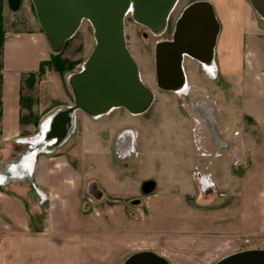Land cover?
<instances>
[{
	"label": "crops",
	"instance_id": "obj_1",
	"mask_svg": "<svg viewBox=\"0 0 264 264\" xmlns=\"http://www.w3.org/2000/svg\"><path fill=\"white\" fill-rule=\"evenodd\" d=\"M207 1L220 25L218 78L206 85L198 70L190 79L185 55V87L195 95L178 93L204 124L192 127L190 164L208 172L213 190L205 192L196 171L185 186L162 130L126 116L105 126L104 114L76 110L68 136L48 143L56 137L50 130L46 139L44 124L74 103L70 78L81 68L57 77V52L32 0L17 10L0 0V264H123L139 251L213 264L264 248V18L250 0L222 10ZM109 154L128 170L112 168Z\"/></svg>",
	"mask_w": 264,
	"mask_h": 264
},
{
	"label": "water",
	"instance_id": "obj_2",
	"mask_svg": "<svg viewBox=\"0 0 264 264\" xmlns=\"http://www.w3.org/2000/svg\"><path fill=\"white\" fill-rule=\"evenodd\" d=\"M179 0H32L39 24L51 48L63 49L66 41L88 20L93 28L95 45L81 69L72 74L70 86L74 103L58 111L52 121L51 137L65 139L76 110L99 116L123 107L132 114L146 111L155 98L145 84L126 38L125 20L133 19L154 35L165 32L168 20ZM264 18V0H250ZM21 0H9L17 10ZM220 25L212 4L195 0L185 6L175 22L171 38L156 43L157 85L174 90L185 83L184 56L201 63L214 58ZM198 181L205 192L212 191L206 174ZM147 182L144 191L151 190ZM123 264H170L154 251L131 254ZM213 264H264V248H250L228 254Z\"/></svg>",
	"mask_w": 264,
	"mask_h": 264
},
{
	"label": "rangeland",
	"instance_id": "obj_3",
	"mask_svg": "<svg viewBox=\"0 0 264 264\" xmlns=\"http://www.w3.org/2000/svg\"><path fill=\"white\" fill-rule=\"evenodd\" d=\"M191 1L192 0L178 1L175 9L173 10L170 16L167 29L163 34L160 35H148V37H146L144 35V32H147V29L142 27L138 22H136L133 19L131 13L130 14L128 13L126 15L125 30H126L128 47L139 66V70L143 81L145 82L146 85H148L154 90V93L156 95V100L154 104L152 103V105L146 111H144L146 112L144 116H137V117L135 116L134 118V116L131 115V113L127 111L125 108L118 107L109 114L108 113L104 114V116L101 118V121H103L101 123L104 124L105 126H110V125L112 126V124L116 123V121L119 122L121 117L126 116L128 120H131L132 125L133 123H137V125L139 126H144L150 129L151 132L155 130L158 131L162 130L163 131L162 141L163 143L165 142V144L166 143L168 144V150L171 153L172 158H174V160L175 159L177 160V166L179 167L178 170L181 172L180 174H183L181 179L187 182L185 186L188 188H191L193 184L190 172L193 171L194 173L196 171L194 176L198 184H200V182L198 181V173L208 175L207 171H204L202 169L197 170V168L194 169L193 165L190 164L191 162H193L191 161V158H193L192 154L194 153V151H192L193 143L190 140L192 138V132H193L192 127L194 126V128L196 129L199 127L202 128L204 127V124L202 123V120H198V121L196 120L195 116L191 114L190 109L185 105L184 101L178 98V93L166 91L160 89L157 86L156 77H155L156 60L154 58L155 55L154 51H155V44L157 41L161 39L171 38L177 18L179 17L185 6ZM235 1H239V0H219L218 10L219 8L220 10L224 9L225 7L229 6L231 2H235ZM215 10H216V14H218L217 9ZM240 11L243 15L244 12L246 13L245 8H241ZM220 38H222V35L220 36ZM69 39L68 42L65 43L63 49L57 52V54H55L57 55L55 66L57 65L58 67V70L56 72H57V77L59 78H61V75H63L65 71L68 72L76 71L79 68H81L82 59L87 58L91 50L93 49L95 45V38L93 35V28L90 22L88 20H84L82 23V28H80V30L77 32L75 37L71 40ZM219 47L220 46L218 45L217 53H216L218 61H219L218 54L220 49ZM80 63L81 65L79 66ZM184 66L190 79H193L200 71L201 74H203V77L207 81L206 85L208 82L218 78L217 72L215 74L210 73L208 70H206L203 67L201 63H198L196 60L188 56L184 60ZM184 89L187 88L185 87ZM192 95H195V93H192V91L188 90L186 93L182 95V97L185 96V98L189 100L190 97H192ZM238 112L239 111L236 112V115L238 114ZM232 126H237L236 121L234 122L233 120H230L229 129ZM174 138H175V142H174ZM200 139H201V150L203 153V154L201 153V155L202 157L205 156L207 158L206 160H208L209 155L206 149L207 144H204L205 137L201 136ZM109 156H110L109 164L112 168L118 170L119 172L121 171V169H123L124 171L128 170V167L124 166V163L123 165L119 163L120 161H118V158L115 155L109 154ZM180 167L182 170L180 169ZM238 167L239 169H241L240 166ZM144 168L143 166L139 167L137 169L138 171H136V174L142 175L141 173L145 171ZM154 175L155 177L159 178L158 172H156V174ZM129 176H131V173H129ZM202 194L204 193L202 192Z\"/></svg>",
	"mask_w": 264,
	"mask_h": 264
},
{
	"label": "bare ground",
	"instance_id": "obj_4",
	"mask_svg": "<svg viewBox=\"0 0 264 264\" xmlns=\"http://www.w3.org/2000/svg\"><path fill=\"white\" fill-rule=\"evenodd\" d=\"M131 13V11L129 12V14ZM213 61L214 60H210V61H208V62H205V64L206 65H211L212 63H213ZM183 86H179V87H177L176 89H174V91L176 92V93H181V92H183V88H182ZM115 109V108H114ZM73 118H74V116H73ZM52 121L53 120H48L45 124H44V134L46 135V139L48 138L47 137V135H48V132L50 131V130H52V126H51V124H52ZM72 125V124H71ZM70 129H71V127H70ZM56 138H53V140H47V141H49L48 143H52V141H54ZM47 143V142H46Z\"/></svg>",
	"mask_w": 264,
	"mask_h": 264
},
{
	"label": "flooded vegetation",
	"instance_id": "obj_5",
	"mask_svg": "<svg viewBox=\"0 0 264 264\" xmlns=\"http://www.w3.org/2000/svg\"><path fill=\"white\" fill-rule=\"evenodd\" d=\"M170 19V18H169ZM140 24V23H139ZM168 24H169V20H168ZM142 27H144V28H146L145 26H143L142 24H140ZM167 27H168V25H167ZM147 29V32H144V35L146 36V37H148V35H154L148 28H146ZM172 37V36H171ZM157 43V42H156ZM155 47H156V44H155ZM155 52V55H154V58H155V60H156V50L154 51ZM191 58V57H190ZM193 59V58H192ZM194 60H196V59H194ZM198 63H201V62H199L198 60H196ZM184 69V68H183ZM156 67H155V77H156ZM184 74H185V72H184ZM156 84H157V77H156ZM187 85V77H186V75H185V83H184V85H183V91L185 92V91H187L186 89H184L185 88V86ZM158 86V85H157ZM159 87V86H158ZM160 89H163V88H161V87H159ZM163 90H166V91H171V92H175L174 90H168V89H163ZM176 93V92H175ZM182 93V92H181Z\"/></svg>",
	"mask_w": 264,
	"mask_h": 264
},
{
	"label": "built area",
	"instance_id": "obj_6",
	"mask_svg": "<svg viewBox=\"0 0 264 264\" xmlns=\"http://www.w3.org/2000/svg\"><path fill=\"white\" fill-rule=\"evenodd\" d=\"M203 65V67L208 70L210 73H216V65H215V62L213 61V63L211 65H206L205 63H201ZM54 141H57V138L54 140ZM200 173H198L199 175ZM202 175V174H201ZM208 176V175H207ZM199 177V176H198ZM209 179V177H208ZM210 180V179H209ZM211 182V181H210ZM212 184V183H211Z\"/></svg>",
	"mask_w": 264,
	"mask_h": 264
}]
</instances>
